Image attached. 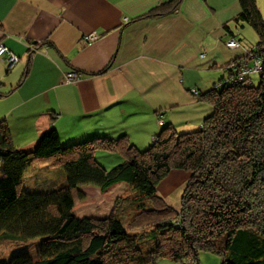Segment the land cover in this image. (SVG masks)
Wrapping results in <instances>:
<instances>
[{
	"label": "trees",
	"instance_id": "16d2710c",
	"mask_svg": "<svg viewBox=\"0 0 264 264\" xmlns=\"http://www.w3.org/2000/svg\"><path fill=\"white\" fill-rule=\"evenodd\" d=\"M181 1L167 0L148 15L173 11ZM238 2L231 20L255 30L258 41L250 48L262 59L264 15L256 0ZM228 69L233 79L227 71L211 87L192 90L211 105L197 128L181 130L165 121L142 148L125 133L63 144L55 127L22 148L0 117V242L42 237L35 258L16 252L0 264H200L202 250L219 254L220 264H264V58L255 83ZM98 149L118 152L123 160L107 168ZM36 163L59 169L63 180L49 188L23 187L24 172ZM177 169L189 170L190 177L174 207L157 187ZM120 182L130 189L129 203L120 206L121 195L105 216L76 214L82 187L104 191ZM128 207L132 212L124 220Z\"/></svg>",
	"mask_w": 264,
	"mask_h": 264
},
{
	"label": "crops",
	"instance_id": "0c3cea01",
	"mask_svg": "<svg viewBox=\"0 0 264 264\" xmlns=\"http://www.w3.org/2000/svg\"><path fill=\"white\" fill-rule=\"evenodd\" d=\"M166 1L0 0V42L17 56L10 67L0 58V117L15 144L31 148L55 127L65 143L125 133L142 148L165 121L197 128L211 107L192 89L214 85L258 35L236 36L238 0H182L148 15ZM231 35L241 46L225 45ZM70 70L79 79L66 81Z\"/></svg>",
	"mask_w": 264,
	"mask_h": 264
},
{
	"label": "rangeland",
	"instance_id": "374dc122",
	"mask_svg": "<svg viewBox=\"0 0 264 264\" xmlns=\"http://www.w3.org/2000/svg\"><path fill=\"white\" fill-rule=\"evenodd\" d=\"M256 2H257V6H258L260 12L264 15V0H262V1L257 0ZM243 27H245V28H243ZM91 33H93V32H91ZM91 33H89V34H91ZM238 33L236 35L237 37L244 38L243 36H246L247 38L252 39V40L257 38V33L248 23H244V26L238 27ZM230 37H234V36H229L228 38H226V40L224 42L225 45H226L227 40ZM88 41H90V40H88ZM254 45H255V43L253 44V46ZM226 46L232 49V48H237V47L241 46V43H239L236 46H228V45H226ZM202 55H203V53H202ZM7 56H5L4 58L2 57L1 59L6 60ZM237 58H239V56ZM237 58L234 57V58L230 59L228 62L224 63L222 65V69H224V68L227 69V67L229 65H233L234 63H236V61H238ZM247 58L248 57L245 56V57H242L241 59H247ZM12 63L13 62H11L9 64H12ZM213 73H215V77H216L217 76L216 70L210 71L211 76H213ZM227 74H228V72H227ZM68 77L75 79V80H67L70 82L76 81L77 79H79V78H73L70 76H68ZM250 77L254 83L257 82L259 79V75L257 72H253L251 75L246 74L244 77L242 76V79L243 80L247 79V78L249 79ZM192 90H194V89H192ZM205 103H206V105H209L211 107V105L209 103H207V102H205ZM16 134L17 133L15 132V136H16ZM15 139H17V137H15ZM61 142L63 144H65V142H67L65 137L62 136ZM96 155L98 156L99 160L107 168H110L114 164H117L118 162H121L123 160V157L121 154H119L118 152L107 150V149H98L96 151ZM49 168H51V167L46 166L44 163L32 164L24 172L22 186L25 188H28V189H34V188L35 189H42V188H47L46 186H50L54 182L58 183L59 181H61L63 175L61 177V174L57 173V171L59 173H61V171L57 168H55V169L52 168L54 170H48ZM189 177H190V171L189 170L177 169V170L170 171V173L164 179L161 180L160 186L157 187L158 192L160 193V191H161L160 189L163 186V188H162L163 192L165 191L166 193H170V192L172 193L171 197H170L171 200H169V201H166V199L160 193V195L163 197V199L165 200V202L167 204L172 205L174 207L178 206L179 200H180L179 189L181 188V190H182V187L185 185V183L187 182ZM82 190L85 194V197L81 200H78L75 204V212L79 216H81V215L105 216V215L109 214V212L111 211L116 198H118L121 195H123L125 197L124 199H122L123 203H121V205H120V206H122V204L125 205L126 200H127V203H129L130 202L129 197L132 196L130 193V189L127 188V185L125 182H120L119 184H115L114 186H112V187H110L104 191H101L99 188H97L95 186H91V185H86V186L82 187ZM126 195H128L129 197H127ZM128 208H129V211H128V209L126 210L127 215H125L124 220L128 217L130 218V213L132 212L131 211L132 207H128ZM121 212H122V210L120 209L118 211V213L120 214ZM120 216H123V215H120ZM129 218H128V220H129ZM41 240H42V237H34V238H29L27 240H3L0 242V259L3 261H8L10 259L11 255L16 253V252H26V253L30 254L31 257L35 258L37 251H38V248H39V245L41 243ZM141 244H142L141 241L138 240V245H141ZM149 246H150V243H147V244L143 245L142 248H143V250H146L147 248H149ZM198 257L200 260V264H220V261H221V256L219 254H216V253H213V252L207 251V250L200 251ZM162 262H164V263H162ZM160 263L161 264H177L175 261L167 260V259L159 260L157 262V264H160Z\"/></svg>",
	"mask_w": 264,
	"mask_h": 264
},
{
	"label": "built area",
	"instance_id": "2783aa9c",
	"mask_svg": "<svg viewBox=\"0 0 264 264\" xmlns=\"http://www.w3.org/2000/svg\"><path fill=\"white\" fill-rule=\"evenodd\" d=\"M96 37H97L96 33H91V34H87L84 36V38L87 41L93 40ZM239 43L240 42L237 39H235L234 37H230L227 40L226 45L236 46ZM257 54H258L257 50H252L251 48L247 49L245 52V56L247 55V57H248L247 59H241L240 61L234 63L233 65H229L230 68H232V72L235 73V77L237 79H242V76L244 77L246 74L250 75L251 73L259 71L261 69L262 60L264 57H262V59H261V56L259 54L258 55ZM5 56H7L6 60H7V64L9 67H10V65H12L17 60V56L15 55V53H13L10 49H8V47L5 44L0 42V58H2V57L4 58ZM253 58L255 59V62L252 65H250L249 59H253ZM11 62H13V63L9 64ZM227 71H228V74H226V75H228V76H226V78L228 80L233 79V77H232L233 74H230L229 69ZM68 76L73 77V78H79L81 76V73H80V71L78 72L76 70H70V71L65 73L64 78L66 81L67 80H75V79L69 78Z\"/></svg>",
	"mask_w": 264,
	"mask_h": 264
}]
</instances>
